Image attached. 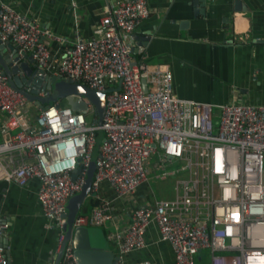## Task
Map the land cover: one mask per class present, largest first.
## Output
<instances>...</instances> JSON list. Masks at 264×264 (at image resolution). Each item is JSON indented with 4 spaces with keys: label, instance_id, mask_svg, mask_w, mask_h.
Here are the masks:
<instances>
[{
    "label": "built area",
    "instance_id": "obj_1",
    "mask_svg": "<svg viewBox=\"0 0 264 264\" xmlns=\"http://www.w3.org/2000/svg\"><path fill=\"white\" fill-rule=\"evenodd\" d=\"M148 13L145 0H110L91 34L73 40L57 57L45 40L63 38L0 0V41L29 53L43 75L96 90L111 87L104 92L100 122H88L92 104L86 98L84 111L58 99L38 105L12 87L0 68V133H7L0 139V180L18 186L38 180L41 213L57 226L60 243L65 204L81 189L100 129L85 195L96 200L87 215L75 214L72 227L112 220L108 200L97 193L100 182L118 198L132 195L147 179V159L157 153L158 167L174 163L159 172L161 178L177 173L174 192L130 207L127 223L113 225L108 237L116 240V261L146 244L153 223L169 243L174 264H264V103H218L213 118L212 103L176 95L168 67H148L131 54L134 30ZM29 105L37 111L30 113ZM9 225L0 216V264L6 262ZM58 263L77 264L70 238Z\"/></svg>",
    "mask_w": 264,
    "mask_h": 264
},
{
    "label": "crops",
    "instance_id": "obj_2",
    "mask_svg": "<svg viewBox=\"0 0 264 264\" xmlns=\"http://www.w3.org/2000/svg\"><path fill=\"white\" fill-rule=\"evenodd\" d=\"M4 1L63 38L60 43L45 40L58 57L73 40L91 34L110 0ZM145 2L149 13L134 30L136 48L131 54L148 67H168L176 95L212 105L231 100L264 103V41L257 40L264 38V0H204L203 14H192L191 0ZM7 51L8 47L3 48V52ZM36 108L29 105L30 113L36 112ZM2 117L0 111V120ZM5 136L7 133H0L1 138ZM152 155L146 161L147 179L132 195L118 198L106 181L100 182L97 193L108 200L112 220L99 225L100 228L89 226L92 245L108 248L117 255L116 240L108 237L113 225L127 223L126 210L130 207L152 203L160 197L148 182L151 177L161 179L160 171H156L158 161ZM37 186L34 177L23 186L0 180V216L10 220L5 264L53 263L59 246L58 228L41 213ZM173 192L174 184L163 196L170 197ZM90 206L85 196L78 210L87 215ZM144 238L146 244L124 253L119 263L174 264L169 243L158 237L153 223L147 227Z\"/></svg>",
    "mask_w": 264,
    "mask_h": 264
},
{
    "label": "water",
    "instance_id": "obj_3",
    "mask_svg": "<svg viewBox=\"0 0 264 264\" xmlns=\"http://www.w3.org/2000/svg\"><path fill=\"white\" fill-rule=\"evenodd\" d=\"M192 14L204 13V0H191ZM186 21L182 22L185 24ZM181 23V24H182ZM264 41V38L257 39ZM8 47L7 52H3V48ZM135 46L132 47L134 50ZM22 57V59H19ZM32 58L25 51H18L17 48L8 40L0 41V68L1 72L6 76L9 84L20 90L28 100H33L38 105H46L54 100L62 97L64 102L70 108L78 111L86 109L84 97L92 104L95 117L93 122L99 123L104 106V92L106 89L96 90L87 87L85 84L65 79L60 75H43L40 68L34 67V63L30 65ZM117 84L115 88H118ZM49 89L48 95H38V90ZM102 135L100 129L96 130L93 146L90 151V157L86 168L84 181L81 189L67 199L65 204V222L63 224V237L59 243L52 264H58L62 248L67 239L70 238L72 253L77 264H121L115 255L108 248L94 246L90 243V228L86 225H72V220L78 210L79 204L85 197L90 187V180L93 173V163L98 141ZM76 167L72 176L77 173ZM89 231V233H88ZM6 243V241H5Z\"/></svg>",
    "mask_w": 264,
    "mask_h": 264
},
{
    "label": "rangeland",
    "instance_id": "obj_4",
    "mask_svg": "<svg viewBox=\"0 0 264 264\" xmlns=\"http://www.w3.org/2000/svg\"><path fill=\"white\" fill-rule=\"evenodd\" d=\"M85 98V97H84ZM220 113V107L217 105H213L212 106V115L213 118H217L219 116ZM87 115H89L88 117V122L92 121V118L94 117V113H93V106L90 107V113H88ZM153 159H157V156L154 154L152 155ZM164 165L161 167H158L156 169L157 172L162 171V170H169L170 168H172V165L169 163H163ZM177 176V173L175 174H168L165 175V178H158V180L154 179V178H149V183L153 188V191L156 193L157 196H163L165 195L167 192H169L170 189H172L173 187V180L174 178ZM156 184V185H155ZM72 195H70L69 197H71ZM86 226H94V227H99L100 226H96V225H89V224H85Z\"/></svg>",
    "mask_w": 264,
    "mask_h": 264
},
{
    "label": "trees",
    "instance_id": "obj_5",
    "mask_svg": "<svg viewBox=\"0 0 264 264\" xmlns=\"http://www.w3.org/2000/svg\"><path fill=\"white\" fill-rule=\"evenodd\" d=\"M58 102L61 105L65 104L64 99L62 97L58 98ZM0 139H1V137H0ZM87 196H88V205H92L95 202L94 198L92 196H90V195H87ZM76 214H82V213H81V211L78 210V212Z\"/></svg>",
    "mask_w": 264,
    "mask_h": 264
}]
</instances>
